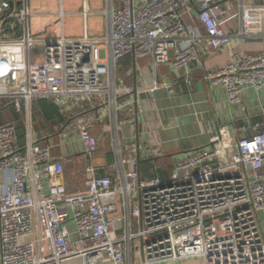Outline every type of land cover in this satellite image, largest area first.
Masks as SVG:
<instances>
[{"label": "built area", "instance_id": "obj_1", "mask_svg": "<svg viewBox=\"0 0 264 264\" xmlns=\"http://www.w3.org/2000/svg\"><path fill=\"white\" fill-rule=\"evenodd\" d=\"M89 1L82 4L85 18ZM121 3L114 7L108 0L105 35L85 29L78 38L48 39L31 33L27 0H0V102L24 114L26 125L22 144L15 121L0 123V264H64L75 257L84 264H132L131 255L139 259L135 264L188 257H203L205 264H264L258 216L264 211V131L256 127L249 134L242 125V137L235 139L213 128L211 145L176 161L168 179L155 167L149 176L141 174L134 142H116L115 161L95 165L101 140L93 132L94 110L107 108L118 123L129 91L117 74L123 58L151 56L155 68L172 61L189 81L190 67L201 68L207 54L231 41L223 25L233 16L223 0ZM238 3L243 9L246 0ZM194 8L190 23L186 14ZM59 14L64 17L62 8ZM205 78L224 88L230 104L244 106L247 88L264 89V50L245 52ZM42 98L68 117L66 133H79L85 190H68L64 160L35 138L32 104Z\"/></svg>", "mask_w": 264, "mask_h": 264}, {"label": "crops", "instance_id": "obj_2", "mask_svg": "<svg viewBox=\"0 0 264 264\" xmlns=\"http://www.w3.org/2000/svg\"><path fill=\"white\" fill-rule=\"evenodd\" d=\"M27 2L30 7L29 24L30 20L33 24L32 34L39 38L56 39L62 34L78 38L85 29L91 36L108 33V0H90L86 18L81 13L83 0ZM223 2L233 16L223 25L225 32L231 35V41L207 54L201 68L190 67L187 75L189 81L176 73L172 61L160 63L156 68L151 56L136 58L130 54L120 61L117 74L125 80L129 91L122 98L125 108L115 125L112 111L105 107L94 110L98 120L93 132L101 140L94 155L96 166L106 167L115 161L116 142L122 146L134 142L139 147L136 167L141 174L149 176L150 169L155 167L158 174L168 179L176 161L186 158L195 149L211 145L213 128H224L235 139L242 137L239 130L242 125L248 126L249 134L256 127V130L264 131V89L249 87L243 97L244 106L230 104L224 88L205 78L207 71L237 62L245 52L264 50V0H246L243 9L238 0ZM113 5L121 6V0H113ZM61 8L63 18L59 14ZM190 12L186 14V20L192 23L196 21L197 12L195 8ZM36 52L35 58L41 61L42 52L38 49ZM15 114L13 105L0 102V123L13 121ZM44 124H47L46 128L42 129L34 124L37 141L51 145L53 157L64 160L68 190H85L89 177L84 172L87 158L79 133H66L68 122L61 125ZM134 166L132 164L129 168L133 169ZM261 171L264 174V166ZM258 216L264 234V211L259 212ZM67 227L73 238L77 239L74 223L68 222ZM128 261L135 264L139 259L131 255ZM64 264L84 262L82 257H75ZM154 264H205V261L203 257H188Z\"/></svg>", "mask_w": 264, "mask_h": 264}, {"label": "trees", "instance_id": "obj_3", "mask_svg": "<svg viewBox=\"0 0 264 264\" xmlns=\"http://www.w3.org/2000/svg\"><path fill=\"white\" fill-rule=\"evenodd\" d=\"M32 105H33L32 121L39 129L40 128L42 129L44 127L46 128L47 124L45 125L44 124L45 122L48 123L49 125H61L63 123H67V121L69 120L65 114L59 111L58 106L55 105L51 99H47V98L38 99L35 100ZM38 115H40L42 118L41 121V123H43L42 125L37 123V121L34 122V119ZM13 121H15L16 124H18L20 141L23 142L25 138V130H26V125L24 123V114H19L16 111ZM102 172L104 171L101 170L100 173Z\"/></svg>", "mask_w": 264, "mask_h": 264}, {"label": "rangeland", "instance_id": "obj_4", "mask_svg": "<svg viewBox=\"0 0 264 264\" xmlns=\"http://www.w3.org/2000/svg\"><path fill=\"white\" fill-rule=\"evenodd\" d=\"M30 31H31V33L33 32V24H32V20H30ZM37 118V119H36ZM36 118L34 119V122L35 121H37V123H39L40 125H42L43 123H41V121H42V118H41V116L40 115H38V116H36ZM38 124V125H39ZM35 127H36V125H35ZM35 138H37V136H36V134H35ZM22 142V141H21ZM23 143H25V138H24V140H23V142H22V144ZM42 144V143H41ZM43 145V144H42ZM85 172V171H84Z\"/></svg>", "mask_w": 264, "mask_h": 264}, {"label": "water", "instance_id": "obj_5", "mask_svg": "<svg viewBox=\"0 0 264 264\" xmlns=\"http://www.w3.org/2000/svg\"><path fill=\"white\" fill-rule=\"evenodd\" d=\"M137 92V90H135V93Z\"/></svg>", "mask_w": 264, "mask_h": 264}]
</instances>
